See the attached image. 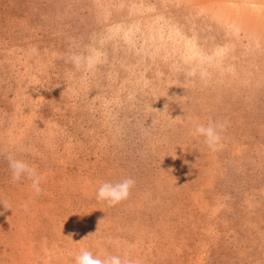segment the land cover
<instances>
[{"label":"rangeland","instance_id":"obj_1","mask_svg":"<svg viewBox=\"0 0 264 264\" xmlns=\"http://www.w3.org/2000/svg\"><path fill=\"white\" fill-rule=\"evenodd\" d=\"M209 120L215 152L192 134ZM126 177L127 200L96 199ZM81 248L264 264V0H0V264Z\"/></svg>","mask_w":264,"mask_h":264},{"label":"clouds","instance_id":"obj_2","mask_svg":"<svg viewBox=\"0 0 264 264\" xmlns=\"http://www.w3.org/2000/svg\"><path fill=\"white\" fill-rule=\"evenodd\" d=\"M72 63L77 68L80 67V63L77 58L73 57ZM89 64H91V61H89ZM188 75H195V73L189 72ZM178 118L179 117L176 119ZM225 128L226 122L213 120H209L207 124L197 122L194 125L192 134L196 137H202L208 148L215 152L218 151L219 148L223 147L222 133ZM6 159L8 160L9 168L12 173V181L18 182L22 177L26 176L31 180L32 190L39 195L42 192L41 182L44 180V176L39 174L37 169L34 166H31L27 161L18 159L12 154H8ZM135 183V180L131 177H126L115 183L103 182L98 188L96 199L99 201H105L109 207L115 206L129 198L131 189L135 186ZM109 243L118 245L119 242L109 238ZM74 258L75 264H140L139 260H135L131 257L129 251H124L122 255L108 253L101 257L99 255H94L90 250L81 248L79 253L76 254Z\"/></svg>","mask_w":264,"mask_h":264}]
</instances>
